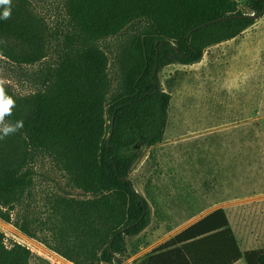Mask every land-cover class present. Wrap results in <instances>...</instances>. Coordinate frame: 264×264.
I'll return each mask as SVG.
<instances>
[{"label":"trees","instance_id":"obj_1","mask_svg":"<svg viewBox=\"0 0 264 264\" xmlns=\"http://www.w3.org/2000/svg\"><path fill=\"white\" fill-rule=\"evenodd\" d=\"M12 5L33 7V1L11 0ZM247 6L249 11L241 10L237 0H62L61 19L54 29L46 25L44 38L0 19L1 33L29 45H41L46 37L64 45L58 62L39 75L34 111L22 115L12 109L5 117L23 121L16 133L26 148L16 166L0 174V218L39 239L21 208L32 196L37 154L45 152L82 196L56 200L43 224L61 246L44 243L74 264H123L128 239L152 223L151 206L131 173L144 151L165 137L172 95L162 88L160 72L172 64L198 63L207 49L241 36L264 15V0H248ZM109 40L124 45L113 63L101 46ZM0 53L18 65L39 60L6 49ZM112 66L119 70L117 83ZM175 240L182 246L145 264H234L242 258L264 264V248L240 250L224 209ZM32 255L17 242L6 246L0 231V264H30Z\"/></svg>","mask_w":264,"mask_h":264},{"label":"rangeland","instance_id":"obj_2","mask_svg":"<svg viewBox=\"0 0 264 264\" xmlns=\"http://www.w3.org/2000/svg\"><path fill=\"white\" fill-rule=\"evenodd\" d=\"M32 1L33 7L10 6L9 19L44 38L46 25L54 29L61 19L62 0ZM237 1L241 10L249 11L248 0ZM55 44L46 37L41 45H29L0 32V49L39 57L36 63L18 65L0 53V80L5 82V92L12 95L17 113L34 111V97L41 88L39 75L46 66L58 62L64 46ZM101 46L113 63L114 54L124 45L109 40ZM111 73L117 83L118 68L112 66ZM160 80L162 88L172 95L168 125L163 142L146 149L133 167L135 188L145 196L155 183L177 185L183 203L178 214L194 212L198 201L205 199L216 202L212 207L227 206L234 227L250 237L251 247L264 248V15L239 38L207 49L202 61L165 67ZM17 135L0 139V174L16 166L26 148ZM34 167L32 196L21 213L34 221L39 239L29 238L0 218L5 244L10 247L17 242L28 247L33 254L30 264H74L44 243L61 246L43 223L56 200L81 197L82 193L51 155L39 152ZM158 212L152 211L151 227L168 229L174 218ZM150 233L144 231L128 239L129 256L123 264H134L130 256Z\"/></svg>","mask_w":264,"mask_h":264},{"label":"crops","instance_id":"obj_3","mask_svg":"<svg viewBox=\"0 0 264 264\" xmlns=\"http://www.w3.org/2000/svg\"><path fill=\"white\" fill-rule=\"evenodd\" d=\"M224 43H227V42H224ZM174 177L181 178V176L179 175H175ZM176 184H177V181H176ZM180 194L181 192H180V189L177 187V185H173V186L166 185L165 186L162 183L161 184L155 183L154 185L151 186V189L147 191V193H145V197L147 198L152 211H154V209H157L159 211L158 212L159 215L163 213L167 218L171 216L174 218V220L170 223L169 225L170 227L166 230L165 229H161V230L155 229L154 230L151 227L153 222L151 223V225L145 230L146 232L147 231L151 232L150 234H148L146 241L144 242V244H140L139 246L140 249L137 250L136 253L130 256V259L134 261V264H139L143 259L146 260L150 258L151 256H155L157 254H161V253L181 247L182 244L177 243L175 240L177 235H179L181 232H183L184 230H186L193 224L197 223L204 217L208 216L209 214L219 209H224L225 211H227V208H228L227 206H223V205L212 207L215 205L216 202L208 201L209 199H205L207 202L205 201L202 203L198 201L199 205L197 206L194 212H189V213L183 212L181 214H178L177 213L178 210L180 209L183 210V207H182L183 203L181 201V197H179ZM211 207L212 209L209 212L207 213L204 212V211H207V209ZM200 213H203L204 215L201 216ZM197 216L199 217L196 218ZM228 218L230 221V227L233 230L234 235L238 241L240 250L242 252H245L248 250L255 249L251 247V245H253V242L250 239V237L247 235H243L241 231H239L238 229L234 227L233 222L231 220V216L229 214H228ZM234 264H247V263H246V260L242 258Z\"/></svg>","mask_w":264,"mask_h":264},{"label":"clouds","instance_id":"obj_4","mask_svg":"<svg viewBox=\"0 0 264 264\" xmlns=\"http://www.w3.org/2000/svg\"><path fill=\"white\" fill-rule=\"evenodd\" d=\"M11 0H0V7L3 8L0 13V19H9L11 16ZM4 81L0 80V139L5 136L16 133L23 127V121H16L15 123L5 120L6 116H10L12 109L15 106V101L11 96H8L5 92Z\"/></svg>","mask_w":264,"mask_h":264},{"label":"water","instance_id":"obj_5","mask_svg":"<svg viewBox=\"0 0 264 264\" xmlns=\"http://www.w3.org/2000/svg\"><path fill=\"white\" fill-rule=\"evenodd\" d=\"M252 17L258 18L256 15H251ZM259 19V18H258Z\"/></svg>","mask_w":264,"mask_h":264}]
</instances>
